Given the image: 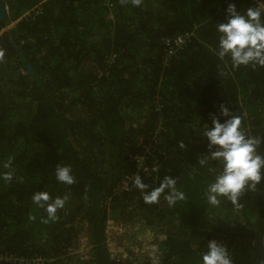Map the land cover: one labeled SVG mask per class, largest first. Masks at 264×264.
Listing matches in <instances>:
<instances>
[{"label":"trees","instance_id":"trees-1","mask_svg":"<svg viewBox=\"0 0 264 264\" xmlns=\"http://www.w3.org/2000/svg\"><path fill=\"white\" fill-rule=\"evenodd\" d=\"M1 1L0 31L15 24L0 36V175L10 157L15 174L0 179V255L8 258L0 264H117L104 242L108 218L135 220L156 234L155 260L140 264H200L212 239L226 245L233 264H264V181L239 206L222 198L213 207L204 193L221 166L199 164L208 153L199 125L219 117L220 104L264 137V67L233 69L215 55L227 0H142L140 7L48 0L26 18L44 0ZM234 2L240 11L254 6ZM186 33L184 47L167 59L162 41ZM136 156L156 171L142 173ZM58 165L71 167L74 184L55 179ZM166 175L186 199L146 204L134 178L157 186ZM126 177L130 189L120 191ZM38 191L67 195L66 205H76L71 217L65 205L45 223L47 213L31 199ZM76 219L86 222L92 247L86 262L65 257L80 233Z\"/></svg>","mask_w":264,"mask_h":264},{"label":"clouds","instance_id":"clouds-1","mask_svg":"<svg viewBox=\"0 0 264 264\" xmlns=\"http://www.w3.org/2000/svg\"><path fill=\"white\" fill-rule=\"evenodd\" d=\"M122 2L127 3V0ZM131 3L140 7L142 0H131ZM224 17L216 25L218 39L215 55L221 60L228 58L233 69L241 66L264 67V0H256L254 6L243 11L238 10L234 0H227ZM4 56V51L0 49V62ZM199 133L206 138L208 148V153L199 160V164L205 166L209 161H216L221 166V170L207 184L204 193L207 203L216 207L224 198L239 206L242 194L256 191L257 185L264 181V154L258 151L264 144V137L246 131L241 118L224 104L219 105V117L213 115L210 125H199ZM179 147L184 149L185 144L180 142ZM13 159L10 157L3 163L7 171L0 175V179L6 182L14 178ZM54 176L61 184L70 186L75 183L72 169L67 165H58ZM133 187L140 192L146 204H156L163 196L168 206L173 207L186 199L185 193L177 187V178L170 175L164 176L157 186H150L136 176ZM31 199L37 208L45 210L47 218L44 222L47 223L57 220V212L65 207L68 196L52 197L47 191H38ZM80 233L83 231L80 230ZM200 264H233V261L226 245L212 239L200 256Z\"/></svg>","mask_w":264,"mask_h":264},{"label":"built area","instance_id":"built-area-1","mask_svg":"<svg viewBox=\"0 0 264 264\" xmlns=\"http://www.w3.org/2000/svg\"><path fill=\"white\" fill-rule=\"evenodd\" d=\"M48 0H44L37 4L36 6L32 7L30 10L24 12L22 15V18H26L32 14H39L42 11V4L45 3ZM252 2L256 3V0H252ZM15 22H11L5 29L0 31V36L6 32L9 28H11ZM190 33H186L184 35H178L175 38H172L170 40L164 39L162 41V44L164 45V50L166 51V58L171 59L176 55L177 52H179L184 45L186 44L188 38L190 37ZM167 62V60L165 61ZM145 158L141 157H134L132 158V161L135 162L137 165L138 170H140L144 174H151L156 171L157 166L155 163H147L144 160ZM130 178L126 177L121 182V184L118 186L120 191H128L130 189L129 186ZM239 209V208H238ZM86 222H84L83 225V233L78 234L77 238L74 240V244L66 250V258L70 262L73 261L74 263L78 262H86L89 261L91 258V249L92 247L89 246V241L86 235ZM127 226L124 224H120L119 222H116L115 220L108 218L105 222V230H104V242L105 246L107 248V252L109 253V256L112 260H114L116 263H129V264H140L144 262V260H155L157 255L156 250V243L155 245L149 247V252H147V255L144 256H135L130 251L126 250L124 247H122L121 240H126L127 238L133 237L130 230H127ZM146 229V228H145ZM149 230V229H148ZM129 232V233H128ZM135 236V235H134ZM131 244V243H130ZM82 248H85V250L88 253V258L85 260L75 259L81 256V250ZM0 259L8 260V258L5 256L0 255ZM75 259V260H74ZM39 262V260H37Z\"/></svg>","mask_w":264,"mask_h":264},{"label":"rangeland","instance_id":"rangeland-1","mask_svg":"<svg viewBox=\"0 0 264 264\" xmlns=\"http://www.w3.org/2000/svg\"><path fill=\"white\" fill-rule=\"evenodd\" d=\"M84 67L86 70H88L90 72L93 70L94 65L92 63H87ZM75 206H74V203H71L66 207L64 215L67 218L71 217V215L73 214L72 210H73V208H75ZM77 214H79V212H77ZM77 222H78L77 231L78 232H80V230L83 231V225L84 224L83 223L79 224V219L74 220V224ZM126 226L128 227L127 230H130L133 237L127 238L126 243H125V240L122 239L120 245L122 247H124L126 250L130 251L135 256L147 255V252H149V247L155 245V243L157 241L156 234L151 232L148 229L143 228L138 223V221H135V220H133L130 223H126ZM80 254H81V256L78 258H75V259L85 260L88 258V253L85 250V248H82Z\"/></svg>","mask_w":264,"mask_h":264},{"label":"water","instance_id":"water-1","mask_svg":"<svg viewBox=\"0 0 264 264\" xmlns=\"http://www.w3.org/2000/svg\"><path fill=\"white\" fill-rule=\"evenodd\" d=\"M7 14V9L4 3L0 0V20H3ZM27 72L31 73V68L29 65L26 66Z\"/></svg>","mask_w":264,"mask_h":264},{"label":"flooded vegetation","instance_id":"flooded-vegetation-1","mask_svg":"<svg viewBox=\"0 0 264 264\" xmlns=\"http://www.w3.org/2000/svg\"><path fill=\"white\" fill-rule=\"evenodd\" d=\"M9 25V24H8ZM7 27V26H6ZM5 29V28H4ZM3 30V29H2Z\"/></svg>","mask_w":264,"mask_h":264},{"label":"bare ground","instance_id":"bare-ground-1","mask_svg":"<svg viewBox=\"0 0 264 264\" xmlns=\"http://www.w3.org/2000/svg\"><path fill=\"white\" fill-rule=\"evenodd\" d=\"M119 189V188H118Z\"/></svg>","mask_w":264,"mask_h":264}]
</instances>
